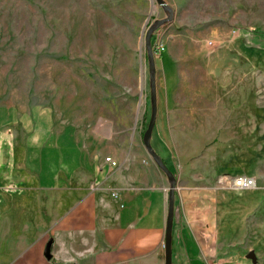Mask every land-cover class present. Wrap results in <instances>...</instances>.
Masks as SVG:
<instances>
[{"label":"rangeland","instance_id":"rangeland-1","mask_svg":"<svg viewBox=\"0 0 264 264\" xmlns=\"http://www.w3.org/2000/svg\"><path fill=\"white\" fill-rule=\"evenodd\" d=\"M163 1L174 17L158 24L170 13L156 0H0V120L9 107L11 120L22 123L0 127V155L16 141L17 150L24 127L40 131V122L54 132L72 123L78 132H98L91 146L103 147L105 157L133 138L147 149L152 30L155 59L181 58L185 74L168 153L176 163H196L214 188L223 189L224 178L254 177L252 189L218 191L215 218L227 258L264 264V0ZM162 72L156 66L157 93ZM246 115L250 129L227 130L231 116L238 122ZM11 162L0 170V186L18 175ZM222 168L232 169L216 177Z\"/></svg>","mask_w":264,"mask_h":264},{"label":"crops","instance_id":"crops-1","mask_svg":"<svg viewBox=\"0 0 264 264\" xmlns=\"http://www.w3.org/2000/svg\"><path fill=\"white\" fill-rule=\"evenodd\" d=\"M180 60L164 53L156 59L157 68L163 71V86L159 81L151 136L153 149L177 178L172 264H241L227 258V237L219 233L215 218L218 191L237 189L225 183L223 189L211 187L213 180L197 170L196 163L188 164L191 160L183 158L176 163L168 153V133L177 123L172 114L180 112L176 91L185 75ZM2 112L0 127L22 124L11 120L14 113L9 107ZM227 113H234L232 106ZM259 113H252L258 123ZM250 123L248 115L238 122L231 116L227 130L250 129ZM38 125L40 131L24 127L18 149L12 138L16 141L13 149L0 155V170L3 164L12 168L11 161L18 169L14 179L9 176L0 186V264H166L172 181L141 140L133 138L109 152L107 157L119 163L111 169L104 148L91 146L98 132H78L73 123L61 132L46 130L48 123ZM176 164L180 165L178 175L173 170ZM228 169L232 168L216 170V177L230 173Z\"/></svg>","mask_w":264,"mask_h":264},{"label":"water","instance_id":"water-1","mask_svg":"<svg viewBox=\"0 0 264 264\" xmlns=\"http://www.w3.org/2000/svg\"><path fill=\"white\" fill-rule=\"evenodd\" d=\"M157 3L163 7L164 9H167L170 13L169 17L161 20L158 22L160 24L161 22H171L174 17V11L173 9L165 3L163 0H156ZM151 34L152 30H150L147 34L146 38V44L148 49V61H149V71H150V77H151V99H152V117L150 120V123L148 125L147 130L144 133V145L147 148V151L149 155L155 160L157 165L164 171V173L167 175V177L172 181L171 187H170V201H169V211H168V217H167V226H166V241H165V251H166V264H172V247H171V235H172V229H173V222H174V210H175V191L177 188V178L176 176L171 172V170L167 167V165L161 160L159 155L155 152L151 145L150 138L152 136L156 119H157V111H158V105H157V86H156V59L154 57L153 48L151 45ZM46 255L50 259L51 253L49 248L46 250ZM247 257L255 260V254L253 252H249L247 254Z\"/></svg>","mask_w":264,"mask_h":264},{"label":"built area","instance_id":"built-area-1","mask_svg":"<svg viewBox=\"0 0 264 264\" xmlns=\"http://www.w3.org/2000/svg\"><path fill=\"white\" fill-rule=\"evenodd\" d=\"M208 45L212 46L213 43L209 42ZM157 50L162 52L164 47H158ZM106 161L109 163L111 169H116L119 166V163L112 157H106ZM223 182L225 184H229L233 189L237 190H249L255 186V180L252 177L246 175H241L234 178H224Z\"/></svg>","mask_w":264,"mask_h":264}]
</instances>
